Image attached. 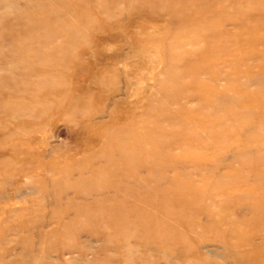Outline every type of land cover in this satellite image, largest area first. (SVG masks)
I'll use <instances>...</instances> for the list:
<instances>
[{"label": "rangeland", "instance_id": "rangeland-1", "mask_svg": "<svg viewBox=\"0 0 264 264\" xmlns=\"http://www.w3.org/2000/svg\"><path fill=\"white\" fill-rule=\"evenodd\" d=\"M263 141L264 0H0V264H264Z\"/></svg>", "mask_w": 264, "mask_h": 264}, {"label": "bare ground", "instance_id": "bare-ground-1", "mask_svg": "<svg viewBox=\"0 0 264 264\" xmlns=\"http://www.w3.org/2000/svg\"><path fill=\"white\" fill-rule=\"evenodd\" d=\"M168 8L172 10L170 12L180 11V13L182 15L184 14V15L191 16V13L187 8H184V7L179 8L178 6H168ZM187 19H188V17H187ZM183 20L184 19H182V21ZM191 24H193V22H191ZM198 29L199 30L197 31V35L199 34L198 35L199 38H201L202 36H203V38H209V37L214 36L216 33V31L213 30V26L202 27V28H198ZM211 47H212V44H207V47L205 48V50L202 52H198V54L196 56H193L189 53H184L183 55L180 56V60L182 61L181 63L184 66V68H183L184 72L189 74V76H190V78H192V80H195L194 76L198 72V70L201 66V65H199V63L200 62L206 63L210 60L211 52H213ZM173 86L175 87L176 91L179 92V94L186 88V84L184 82H182L181 79L175 83L173 82ZM198 86L199 85H197L195 82H194V84H192V88L195 90V92H197V94H199L201 96H205L206 95V91L204 90L205 87L202 85H200V87H198ZM176 98L175 99L174 98H168V101H166V103H161L160 107L157 110L156 109L151 110L147 113L148 116H146V117L148 120L153 122V123L150 122L153 126L150 125V123H148V121L146 120L143 130H139V131L136 130L137 133H135V131L133 132V130H132V132H130V134L128 135L129 136L128 138H130V140L127 143V146L125 148L126 152L128 153L126 155V157H127L126 161L127 162L131 161L130 159H135V161H137V162L139 161V163H142L145 165H151V163L159 161L158 157H161V155L166 154V151L168 150V147H169L168 142L165 141L166 132H165V130H163V128L161 126H159L156 123V119L158 116L165 114L169 110V106L171 104H173L174 101H176ZM176 112H177V116H176L177 119L178 118L179 119L198 118V119L202 120V122H203L202 124L206 123L204 118H199L198 116H196L194 114L186 112L184 109H181V110L179 109ZM228 113L229 114L231 113L230 110ZM236 115L237 114H234L233 116H236ZM217 120H219V119H217ZM220 123H222V120ZM221 129L223 130V132L218 131V133H216L217 137H222L218 141L219 144L217 145L219 151L224 150V148L227 147V143H229L226 135L224 134L226 132V128L224 126H221ZM211 130H212V128L210 127L209 131H211ZM212 138H213V136H212ZM131 140L135 141V142H133V145L130 142ZM136 142H139V143H136ZM263 143H264V141H263ZM125 165L127 167H129L128 163ZM131 167H133V163H131ZM158 234L160 236H162V235L164 236L165 233L158 232Z\"/></svg>", "mask_w": 264, "mask_h": 264}]
</instances>
